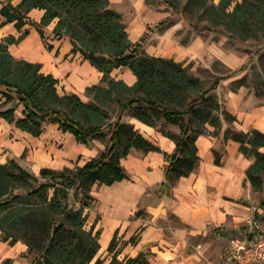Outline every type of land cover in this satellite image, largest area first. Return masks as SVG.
I'll use <instances>...</instances> for the list:
<instances>
[{
	"label": "trees",
	"instance_id": "obj_1",
	"mask_svg": "<svg viewBox=\"0 0 264 264\" xmlns=\"http://www.w3.org/2000/svg\"><path fill=\"white\" fill-rule=\"evenodd\" d=\"M215 1L185 0L182 11L187 15L210 13L214 15L213 24L224 25L231 33L258 37L264 30V0ZM163 2L173 11L178 10L176 0ZM34 9L45 10L42 22L35 26L48 48L52 46L47 43L45 28L57 20L54 38H68L73 52L90 61L103 73V79L101 84L87 89L89 102L77 94H60L58 81L43 73L41 64L16 59L11 54L10 47L27 34L17 39L8 37L0 46V95L4 100L0 117L33 136H40L51 123L83 144L95 139L105 141L109 133L110 137L97 158L75 169H42L40 175L34 176L14 160L0 163V231L5 242L28 245L33 264H104L103 259L96 258L101 249L100 233L88 229L84 215L95 202L91 196L93 185L111 186L128 178L122 160L135 149L161 152L124 120L125 112H134L147 126L157 127L163 119L180 126L178 135L164 132L176 141L174 152L168 156L164 185L168 188L172 181L189 177L195 170L200 161L197 141L205 134L206 124L221 130L222 117L228 123L235 122V118L215 96L223 77H217L206 88V82L192 72V64L184 66L173 59L148 55L145 47L152 29L139 42H131L123 15L112 8L110 0H22L16 8L5 6L1 14L7 22L17 21L21 28ZM172 23L170 17L157 28ZM196 29L216 33L210 26ZM120 67L134 72L137 80L133 86L112 77ZM114 104L122 107L118 115L111 111ZM7 105L12 107L3 111ZM20 106L23 111L18 117ZM224 138L240 143V152L255 159L247 178L264 191V133L227 129ZM216 162L219 164V159ZM115 244L113 240L109 252H113ZM112 257L110 264H149L144 254L124 261L117 255Z\"/></svg>",
	"mask_w": 264,
	"mask_h": 264
},
{
	"label": "crops",
	"instance_id": "obj_2",
	"mask_svg": "<svg viewBox=\"0 0 264 264\" xmlns=\"http://www.w3.org/2000/svg\"><path fill=\"white\" fill-rule=\"evenodd\" d=\"M21 2L22 0H0V46L3 39L8 37H14L17 39L20 36L27 34L18 45L10 47V52L14 58L41 64L42 72L53 75L58 81V90L61 87L66 94H77L82 99V96L86 94L87 89L101 84L103 73L98 71L97 68L80 53L73 52L74 46L68 38H54L53 32L57 25V20L45 28L49 30L50 35H52L51 39L47 40V43L52 46V48H48L47 44L42 40L39 30H37L35 26V24H40L42 22L45 16V10H31L30 13L27 14L29 20L28 23L21 28H18L16 25L17 21L7 22V18L1 14V10L9 4L16 8ZM110 2L112 8L121 13L124 21L126 20L129 40L134 43L139 42V40L149 32V29L157 27L160 22L171 17L165 10L154 11L151 9L146 0H110ZM183 29H185L184 25L178 22H174L165 28L154 29L152 37L149 38L150 42L146 44L145 52L152 57L173 59L176 62L183 63L184 66H189L192 62L197 64H209L213 58L220 60L231 70L238 69L240 65L244 63L245 58L239 57L236 53H217L215 47L212 46L210 39L204 37L202 34H191V37L189 38L190 40L187 43L181 42V36L178 35V32ZM123 72H126L125 75L128 79H126L125 76H122ZM119 73L121 76L117 78ZM112 77L116 80H123L130 86H133L137 80L134 72L126 67L116 69L112 73ZM224 79L225 78L223 77L222 80ZM3 103L4 100L0 95V105ZM226 105L227 107L225 106V110L235 118L237 124H240V128L236 131L247 133L250 130L256 129L264 133V99L260 100L246 90L239 89L237 92L230 93L229 96L226 97ZM7 106H4V108ZM4 108H2L3 111L6 110H4ZM20 109L21 114L19 117L22 115L23 107L20 106ZM222 120H225L224 117H222ZM128 122L135 126L141 133L142 130L143 132H154L151 127L145 126L136 119ZM235 122H233V124ZM49 124L55 125L57 130L64 134H70L59 129L56 124ZM10 125L15 127V125L10 123L7 119L0 117L1 164L13 161V158L17 156L21 150L28 147L27 141L32 142L34 138H42L46 132L45 129L48 126L46 125L44 127V132L40 136H33L32 134L15 127V131L26 135V138L20 142H12L9 137ZM223 125L224 124H222L221 129L223 128ZM208 126L212 125L206 124L205 133ZM73 138L77 143L78 141L76 138L74 136ZM147 140L149 141L150 139ZM226 141H231L234 147L238 145V151L241 154L231 158H222L218 152L211 150L212 140L205 137L204 134L198 138L197 147L200 161L195 166V170L203 168V174L200 176L198 175L194 182L195 186L200 187L199 191L194 190L193 193L197 197L204 199V204H197L198 206L196 208L191 209L190 203L186 201L185 198H181L183 202H181L180 209H177V213L182 217V220L188 223L194 230L204 227V225L200 223V220H203V215H206L205 218L211 220L212 224L216 225L217 228H222L228 226V224H226L228 219H232L231 216L228 217V214L232 215L233 213L238 212L239 207L248 210L250 209V206L252 207L253 204H257V207L255 208V218L257 220L255 221L264 232V207L261 206L264 200V191H257L256 187H254L252 182L247 178V170L250 168V165L254 163L255 159L253 157L247 159V157L240 152V143L233 140ZM152 142L160 149L164 145L170 146V149L173 150L172 153L176 148V144L170 143L166 138L157 140V143L154 141ZM7 149L12 150V154L8 155H12L11 158L9 157L10 160H8L7 156L4 154V151ZM210 151L214 154L213 157L211 156V153H209ZM132 152L127 158L131 157ZM150 153L162 154V149L161 152H149L147 154ZM163 155L168 158L170 154L164 153ZM127 158L122 160V166L126 170L128 178L122 180V182L114 183L111 186H104V191L100 198H98L101 202H99L93 194V189L98 184L93 185L91 196L95 199L94 205L84 211V215L87 216L88 229L92 228L95 233H100L99 243H101V249L96 258H101L106 261L104 256L111 254L112 256L117 255L119 260L124 261L136 259L138 258V255L144 254L145 259L149 264H169V261H156L155 253H152L153 250H150L153 249V247L148 243L151 232H148L140 219H134L143 205L145 200L144 195L148 192V189L152 185L151 183L154 181L161 180L162 186L158 190V193L159 196L161 194L165 196L162 199L158 198V202H163L164 206L171 205L168 197L170 196L172 187H164L167 171L161 174L150 175L149 178L145 179H133L134 177L130 176V170L125 166V159ZM217 159L220 161L219 164L216 162ZM49 168L43 167L41 170ZM195 170L191 176H193ZM191 176L182 177L180 180L188 182ZM210 186H213L211 190H209ZM210 191L213 192L210 193ZM158 202L155 201L157 204ZM178 205L179 202L174 201L171 206L178 207ZM155 207L151 206L149 211ZM94 209L97 210L94 212L96 214L95 216H93L94 213L92 214ZM195 212H202L203 215H196L197 213ZM149 213L152 214L151 212ZM193 213H195V215ZM99 215L101 218L98 217ZM0 233L3 235L1 231ZM196 233L201 234L202 232L196 231L194 236L197 235ZM249 233L250 229L243 232L239 229L236 230L235 228L227 227L222 234L223 238L225 237L226 239H229L227 246L224 248L223 252L218 251L216 253L217 256L221 255V258L224 257L225 250L227 249L231 238L247 236ZM113 240H115L116 243L115 249L113 252H109ZM124 240L125 243L123 242ZM7 262L12 264H33L34 260L29 253V246L21 241L15 244H10V242H5L3 239H0V264H7Z\"/></svg>",
	"mask_w": 264,
	"mask_h": 264
},
{
	"label": "rangeland",
	"instance_id": "obj_3",
	"mask_svg": "<svg viewBox=\"0 0 264 264\" xmlns=\"http://www.w3.org/2000/svg\"><path fill=\"white\" fill-rule=\"evenodd\" d=\"M178 4V10H172L164 4L163 0H146L147 4L154 11H167L168 14L173 18V23L178 22L184 25L185 29L178 32L181 36L180 41L187 43L191 37V34H202L204 37H208L211 41L212 46L215 47L217 53L222 52L226 54L236 53L239 57L245 58V61L238 69L231 70L226 67L220 60L213 58L209 64L200 63L197 64L192 62V72L198 76L203 82H206V88L210 87L214 80L221 76L225 79L222 80L221 85L215 92L219 102H222L224 106L226 105V97L230 93L237 92L240 90H246L247 92L256 96V98L264 99V30H261L258 37L249 36L243 32H230L224 25H215L212 22V14L201 15V14H184L182 8L185 4V0H176ZM242 1V0H239ZM220 0H216L215 4H218ZM232 10V9H231ZM126 23V20H125ZM206 26H210L216 33H209L206 31H199L196 29H203ZM153 28L148 34L149 38L152 37L154 33ZM164 31L163 29H161ZM48 39H51L50 31L46 29ZM147 42V43H148ZM154 44V43H153ZM18 45V44H17ZM14 46V45H12ZM20 49V48H19ZM126 72L122 73L125 76ZM121 76L120 73L117 78ZM128 79V77H126ZM60 94H66L63 90L59 89ZM72 95V94H70ZM85 102H89L86 94L82 96ZM12 105L7 106L5 109L11 108ZM111 110L114 115L120 114L121 105L114 104ZM20 107L17 109V116H20ZM124 117L125 121L138 120L134 116V112L126 111ZM140 121V120H138ZM141 122V121H140ZM142 123V122H141ZM223 128L217 129L212 126H208L205 137L212 140L211 150L218 152L222 158L234 157L240 155L238 151V145L233 146L231 141H226L224 139L225 132L228 128L238 130L240 124L236 122L228 123L226 120H222ZM145 125V124H144ZM147 126V125H145ZM151 127L154 131L143 132L147 139H150L157 143V140L166 138L170 143L176 144L175 140L166 136L164 132L178 135L181 133L180 126L167 123L164 119L160 121L157 127ZM10 129V140L12 142H20L26 138V135L21 132L15 131L13 125L9 126ZM150 129V130H151ZM46 132L42 138H34L32 142H28V147L21 150L20 153L13 159L22 166L28 173L32 175H39L41 168H53L57 170H62L64 167H70L72 169L84 166L87 162L91 161L92 158L98 156L101 152L106 149L108 145V138L105 141L95 139L88 145L82 143H76L75 139L70 134H64L57 130L55 125H48L45 129ZM161 147V146H160ZM162 154H147L140 150H135L132 152L131 157L125 159V166L130 170L131 177L133 179L149 178L150 175L165 173L167 171L168 158L164 156V153L171 154L172 149L170 146L164 145L161 147ZM211 156L214 154L210 151ZM7 159L10 160L12 150L7 149L4 151ZM158 155V156H157ZM10 157V158H9ZM249 159V158H247ZM206 161V160H205ZM203 174V168H198L195 170L193 176L188 180V182L172 181V188L169 201L172 205L174 201H178V207L171 205L164 206L163 202H158L159 199L165 197L163 194L159 196L158 190L162 186L161 180L154 181L148 192L144 195V202L139 209L138 215L134 219H140L143 226L146 227L148 232H151L150 239L148 243L152 245L153 249H150L152 253H155L156 261L167 262L169 264H212L218 260H221L222 256H217L218 251H224L227 246L228 240L223 238V231L229 228H235L236 230H242L245 232L250 229L251 224L249 220L255 218V212L257 204L250 206V209L238 208V212L231 216L232 219L225 220L228 226L222 228H217L216 225L212 224L211 220L206 219V215L202 212H195L196 215H203V220H200L204 227L200 229H193L188 223L182 220V217L178 215L177 209H180L182 199L185 198L186 201L190 203V208L194 209L198 205L204 204V199L197 197L193 191H199L200 187L195 186V180L198 175ZM211 190L213 186L209 187ZM257 191L262 192L263 187L256 188ZM104 191V186L97 185L93 189V194L97 198H100L102 192ZM213 191H210L212 193ZM179 197V198H178ZM158 202L157 203H155ZM155 207L149 211L150 207ZM97 210L94 209L92 214ZM151 212L152 214H150ZM195 213H193L195 215ZM96 214L94 213L93 216ZM98 217L101 218L99 215ZM196 231H201L202 233H196ZM193 235V236H192ZM0 239H3V235L0 233ZM125 243V240L123 241ZM106 261L104 264H109L112 259V255L104 256ZM12 264V263H9Z\"/></svg>",
	"mask_w": 264,
	"mask_h": 264
},
{
	"label": "built area",
	"instance_id": "obj_4",
	"mask_svg": "<svg viewBox=\"0 0 264 264\" xmlns=\"http://www.w3.org/2000/svg\"><path fill=\"white\" fill-rule=\"evenodd\" d=\"M249 224V235L231 238L224 257L212 264H264V232L254 218Z\"/></svg>",
	"mask_w": 264,
	"mask_h": 264
}]
</instances>
